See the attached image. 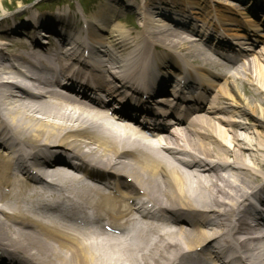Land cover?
Returning <instances> with one entry per match:
<instances>
[{"label":"bare ground","instance_id":"1","mask_svg":"<svg viewBox=\"0 0 264 264\" xmlns=\"http://www.w3.org/2000/svg\"><path fill=\"white\" fill-rule=\"evenodd\" d=\"M118 2L70 18V27L86 25V39L64 36L65 45L57 50L35 39L25 46L28 21L0 30V262L264 264L259 223L247 221L248 199L264 204V33L257 32L262 25L238 19L240 10L228 0H218L212 11L194 0H150L134 8L141 22L132 32L120 20ZM165 9L179 21L174 29L155 21ZM152 13H159L155 20ZM187 13L202 26L189 29L179 19L189 18ZM61 20L59 13H49L36 22L51 28ZM10 21L5 16L0 26ZM224 25L232 28L222 29L224 39L247 41L233 69L214 58L211 43L221 36L200 30L215 32ZM84 49L102 61L83 67L77 57ZM172 62L182 68L180 75L194 71L206 79L205 109L153 140L107 115L111 104L125 103L124 90L137 96L147 88L140 76L165 72ZM18 66L33 79L19 75ZM207 67L215 71L213 78ZM63 78L85 80L101 90L90 99L55 89ZM160 113L166 116L164 108ZM39 156L48 167L38 164ZM64 157L81 166L73 173L54 170L52 164L65 162ZM27 163L36 170L31 182L7 175L26 170ZM33 203L67 205L77 215H91L93 225L105 221L117 233H94L81 223L62 227Z\"/></svg>","mask_w":264,"mask_h":264},{"label":"rangeland","instance_id":"2","mask_svg":"<svg viewBox=\"0 0 264 264\" xmlns=\"http://www.w3.org/2000/svg\"><path fill=\"white\" fill-rule=\"evenodd\" d=\"M127 2H124L123 4H121V9L125 10L126 13H122V18L121 21L122 23L125 25V27L127 28V30L134 32L135 29H140L139 27V22H141V19L139 18V16H137V14L135 13V10L133 9V7L135 8L138 5H144L146 2L150 1V0H125ZM218 0H194L195 4H199V8L202 9L203 7L206 6V10H209L208 6L210 5H216ZM248 0H245L244 2H247ZM264 0H258L257 3L259 2H263ZM56 0H2V4H0V19L3 17H7L11 19H15L13 21H11L8 24V28L12 27L13 25H19L23 22V19H19L23 17V14H25V11H27L28 9L36 6L38 8H43V9H52L54 8ZM59 4H64V2H66L67 4H69L71 6V8H73L74 12L78 11V14H80V4H82V6L84 7L85 10V15H89L91 14L95 9H98V7H102L104 4H106L107 2H110V0H58ZM65 3V4H66ZM119 6V7H120ZM197 6V5H196ZM149 11L151 10V8L148 9ZM203 10V9H202ZM153 12V11H151ZM155 12V11H154ZM244 13V15H243ZM40 14V12H39ZM44 15H46L47 13H43ZM124 14H127L128 17H125ZM245 14L247 16H250L246 13V11L244 10H240V15H238V17H242L245 18L247 16H245ZM38 15V14H37ZM132 15V16H131ZM203 15V14H202ZM131 16V17H129ZM152 18L151 19H155L154 17H156V14H151ZM80 18V17H79ZM157 21H162L160 18H156ZM165 23L169 24L168 22L164 21ZM260 22V21H259ZM261 23V22H260ZM255 26L258 27L257 21L255 20ZM238 87H240V83H237Z\"/></svg>","mask_w":264,"mask_h":264}]
</instances>
